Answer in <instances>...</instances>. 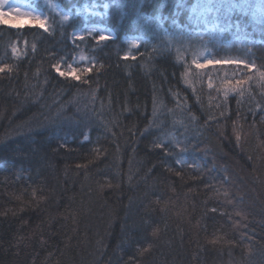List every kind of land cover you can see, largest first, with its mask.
<instances>
[{
  "label": "trees",
  "instance_id": "trees-1",
  "mask_svg": "<svg viewBox=\"0 0 264 264\" xmlns=\"http://www.w3.org/2000/svg\"><path fill=\"white\" fill-rule=\"evenodd\" d=\"M55 1L66 18L33 3L48 33L0 25V264H264V88L222 105L258 73L192 63L217 22L264 71V0H209L203 18L207 0ZM93 4L113 31L99 42L73 35ZM78 51L88 83L51 68Z\"/></svg>",
  "mask_w": 264,
  "mask_h": 264
},
{
  "label": "rangeland",
  "instance_id": "rangeland-1",
  "mask_svg": "<svg viewBox=\"0 0 264 264\" xmlns=\"http://www.w3.org/2000/svg\"><path fill=\"white\" fill-rule=\"evenodd\" d=\"M36 1H40L42 4L56 11V13H58L61 18H66L67 15L69 14L68 12H63L55 0H4L3 7L6 10L20 9L25 13L45 18L43 12L38 10L36 7H34L33 3H35ZM208 1L209 0H207L206 3L203 2L199 3L198 8L196 9V14L198 15L199 18L204 17L205 15L204 12L206 13L212 12V14H215V9L211 7ZM106 8L107 7L105 4L101 5V8H98L96 4L85 7L83 9L84 10L83 17L85 18L86 21L85 30L82 32L76 31L73 33V35L82 36L84 33L90 34L96 32L98 37L101 35L106 36L108 38L112 37L113 31L105 24L97 20L105 15ZM263 15L264 13L262 14L261 17H264ZM261 17L260 20L261 19L263 20L264 18ZM213 21L214 19L212 18L210 22ZM24 22L27 23V18H25ZM238 32L239 33H236L234 30L230 29L229 26L222 25L218 28L217 22H214V25H212V23H207V27L203 31L198 32L197 34V38H196L197 52L195 53L193 60H197L200 62H203V60L206 59L220 60L218 57L214 56L213 53L210 52V50L219 49L223 53H225V55H223L221 60H235V61L245 62L244 60L245 58H243L244 55L243 51L245 50V46L247 44L246 39L248 37L244 34L243 29H240ZM124 40L128 44L129 49H133L135 48L133 47V45L137 46L141 38H139L138 36H129V37H125ZM248 40L249 38L247 39V41ZM14 49L16 50L15 55H19L20 54L19 49L16 46L14 47ZM81 56L84 57L83 61L81 60ZM89 63H90L89 59L79 51L76 54L75 59L72 61V65L78 68H84L87 65H89ZM208 67H212V66H208ZM61 70H67V67L64 69L61 68ZM169 137H172L173 139V136H171V134H169Z\"/></svg>",
  "mask_w": 264,
  "mask_h": 264
},
{
  "label": "snow or ice",
  "instance_id": "snow-or-ice-1",
  "mask_svg": "<svg viewBox=\"0 0 264 264\" xmlns=\"http://www.w3.org/2000/svg\"><path fill=\"white\" fill-rule=\"evenodd\" d=\"M4 0H0V25H5L10 28H16L17 30L24 28V27H35L38 28L43 33L50 32V28L48 25V22L45 18L31 15L28 13H25L21 11L20 9H8L6 10L3 7ZM25 18H27V23H25ZM108 37L106 36H99L97 37V41H103L106 40ZM79 39V38H78ZM35 47V46H34ZM133 47H136V45H133ZM13 54H16V50L13 49ZM136 59L134 54H125L124 59L127 60L129 58ZM51 59V57H50ZM84 57L81 56V60L83 61ZM197 69H204L208 66H235L237 68H240L241 66L243 68H246L249 70V72H256L258 73L257 76H249L248 80H237L236 83L233 85L231 82H228L226 86L222 89L223 91V101L222 105L227 102L228 100V94L229 92H236L238 94H243L244 88L242 87L245 83H248L252 79H257L260 81V87L264 88V71H258L255 65L247 64L243 61H235V60H212V59H206L203 60V62L193 60L192 62ZM51 68L59 77L65 78V79H71L82 83H88L86 79H84L85 74H89L93 72V67H84V68H78L74 67L72 64L67 65V70H61V64L59 61L52 63ZM12 71V68L8 65L0 66V74L3 73H10ZM209 87H212L211 83L209 84ZM264 95V93H262ZM239 103V100L237 101ZM221 105V106H222ZM195 119V117H193ZM240 137L237 136V140L239 141ZM155 147L157 148H163L164 145L162 144H156ZM193 168H197V165H191ZM170 170V169H169ZM179 175V173H177ZM226 194V193H225ZM212 211H216V209H212Z\"/></svg>",
  "mask_w": 264,
  "mask_h": 264
}]
</instances>
